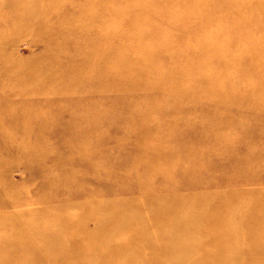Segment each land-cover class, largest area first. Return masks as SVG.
I'll return each instance as SVG.
<instances>
[{"label":"rangeland","instance_id":"rangeland-1","mask_svg":"<svg viewBox=\"0 0 264 264\" xmlns=\"http://www.w3.org/2000/svg\"><path fill=\"white\" fill-rule=\"evenodd\" d=\"M143 1L0 0V241L40 212L82 240L144 201L264 217V0Z\"/></svg>","mask_w":264,"mask_h":264},{"label":"bare ground","instance_id":"bare-ground-1","mask_svg":"<svg viewBox=\"0 0 264 264\" xmlns=\"http://www.w3.org/2000/svg\"><path fill=\"white\" fill-rule=\"evenodd\" d=\"M113 1L98 0L101 3V7L98 8L99 13L101 11L112 12L115 9ZM129 5L128 3L127 6ZM209 7L205 3H197L198 9L204 10ZM250 7L258 15H261L264 22V3L255 2ZM253 24L257 23L253 22ZM66 39L64 42L67 41ZM206 44L208 46L205 41L204 46ZM104 57L106 56L104 55ZM254 59H258V57ZM99 77L96 76L97 80ZM231 205L228 204L224 207L227 215L221 214L220 217L212 219L205 215L207 205L198 203L183 208L174 204L159 203L161 212H156L154 208L157 206L155 207L149 201H144L139 206H134L133 209L115 210L113 208L107 212L109 214L106 212L91 214L89 212V216L94 217L98 224L97 230L85 232L82 240L76 238V235L67 234L64 237H59L61 238L59 243L56 241V236L61 233L60 229L66 226L67 221L58 219L56 221L58 223H56L47 217L46 212L31 214L24 223L27 228L23 242L18 227L10 226L8 228L10 234L6 239L0 241L1 249H7L16 255H1L0 264H42L44 262L46 264H72V262L79 264L82 258L89 262L92 259L104 257H109L106 260L117 261L116 264H118L121 259L127 258L131 262L133 260L131 258L138 255L146 258L144 264H152V258L149 256L159 258L161 255L170 253H176L175 259L167 264H264V257H260L264 252L263 215H254L250 204L245 205L246 211L244 205H240V203H236L235 210ZM143 211H146V214L140 215L139 212L143 213ZM220 218L221 220L218 222ZM128 222L135 227L134 233L131 235L122 230L125 223ZM41 223L45 225L46 229L36 233ZM108 223H111L113 227L106 228ZM258 227L260 235L255 232ZM0 229H2L1 226ZM194 233H199L201 236L193 238ZM258 238L263 243L258 242ZM36 241H42L49 245L44 249L46 252L44 258L41 257L42 250L34 247ZM113 241L120 242L117 244ZM256 243L259 244L256 245ZM56 248H59L60 254L53 253ZM70 248L73 252L66 253ZM130 262L129 264H131Z\"/></svg>","mask_w":264,"mask_h":264}]
</instances>
